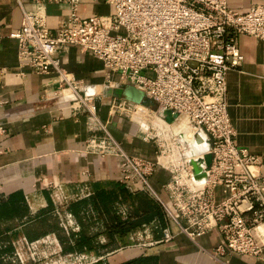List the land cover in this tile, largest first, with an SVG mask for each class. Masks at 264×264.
Here are the masks:
<instances>
[{
    "label": "built area",
    "instance_id": "built-area-1",
    "mask_svg": "<svg viewBox=\"0 0 264 264\" xmlns=\"http://www.w3.org/2000/svg\"><path fill=\"white\" fill-rule=\"evenodd\" d=\"M31 1L34 8L22 9L20 27L11 34L17 39L18 64L37 73L56 75L62 109L73 116L85 112L91 125L87 148L120 159L117 182L131 194L144 192L153 197L167 219L192 240L216 229L223 240L217 252L261 256L264 173L259 156L236 142V130L227 110L226 84L228 71L243 60L235 36L244 33L264 40V2L240 12L231 8L227 0H105L113 6L111 13L87 15L81 13V3L95 0ZM50 2L62 3L68 9L55 26L47 22L45 5ZM70 45H78L102 60L107 79L113 73L119 74L113 85L131 84L147 96L148 103L111 97L110 118H131L140 109L148 115L154 111L161 116L150 105L155 101L160 108L176 113L175 118L186 117L194 131L203 132L206 152L211 155L209 165H203L206 178L197 179L189 162L195 156L188 151L194 136L181 137L170 126L173 121L163 116L168 125L161 134L155 133L151 122L146 131L134 119L143 139L154 145L155 159L128 154L96 115L93 98L97 90L84 85L61 65L60 55ZM145 70L154 75L145 74ZM5 74L6 68L0 66V78ZM97 130L105 134L98 135ZM158 167L168 173L161 187L170 205L152 183ZM48 186L52 187V183ZM121 212L122 218H127L125 211ZM55 213L61 216L57 208ZM70 217L71 213L65 219L60 217L66 230L73 223ZM157 228L160 229L157 219L143 223L133 231V236L142 241L133 245L152 246L171 240L169 227L161 228L160 240H147Z\"/></svg>",
    "mask_w": 264,
    "mask_h": 264
},
{
    "label": "crops",
    "instance_id": "crops-1",
    "mask_svg": "<svg viewBox=\"0 0 264 264\" xmlns=\"http://www.w3.org/2000/svg\"><path fill=\"white\" fill-rule=\"evenodd\" d=\"M227 2L231 8L245 12L264 0ZM34 6L31 0H0V66L6 68L5 76L0 78V257L7 253L2 252V248L9 241L15 244L51 235L64 239L58 219L64 218L66 210L60 211L61 216L57 218L54 208L58 205L53 192L62 195L64 198L60 201L65 204L71 192L77 190L81 199L71 204L76 208V215L80 205L91 204L102 212L100 234L106 239V248L99 253L108 255V264H120L140 256H146L151 264H264V245L259 257L219 253L216 248L223 240L216 229L192 240L165 214L162 219L158 218L160 229H154L149 237L160 240L161 228L169 227L173 233L170 241L152 246L133 245L129 243L133 231L110 238L108 227L115 215L113 202L126 192L117 182L120 159L87 148L91 125L85 112L73 116L62 109L54 73H37L27 66H19L17 39L11 34L20 27L22 9L32 10ZM45 11L48 25L55 26L68 9L62 3L50 2L45 5ZM80 11L87 15L107 14L113 11V6L105 0L83 1ZM235 39L243 60L227 73L228 115L236 130L237 144L259 156L264 173V40L244 33L237 34ZM60 63L84 85L97 90L93 98L96 115L121 147L128 154L154 160L155 147L139 134L137 118H134L137 122L126 116L110 118L111 97L103 94L102 87L110 80L113 85L112 82L118 80L116 73L107 79L102 60L78 45H70L68 51L60 55ZM188 125L184 116L171 123L183 138L192 137L193 130L188 131ZM96 133L104 135L105 131ZM194 134L198 147L194 149L192 144L188 151L197 155L204 152L207 143L203 132L196 130ZM156 170L167 179L164 169ZM152 183L162 188L155 176ZM87 192H91L90 197L84 196ZM163 193L164 196H160L170 205L164 190ZM76 223L82 224L80 219ZM74 233L76 238L95 237L83 227ZM111 239L117 240L112 247ZM9 252H19V248L15 246Z\"/></svg>",
    "mask_w": 264,
    "mask_h": 264
},
{
    "label": "rangeland",
    "instance_id": "rangeland-1",
    "mask_svg": "<svg viewBox=\"0 0 264 264\" xmlns=\"http://www.w3.org/2000/svg\"><path fill=\"white\" fill-rule=\"evenodd\" d=\"M144 73L149 76L154 75L151 70H145ZM115 75L117 78L119 77V74H115ZM146 116H147L146 117L147 124L148 122H151V124L154 125L156 129L155 132L156 134L160 133L162 128L164 129L168 125L162 123L163 122L162 117H160L158 114H155L153 117L149 116L148 114ZM130 117L132 118L130 119L134 121V116H130ZM147 124L145 128L143 127V129L149 131L150 128L149 129L147 128ZM191 129L193 130L192 127ZM139 134L141 136L142 135L144 136V134L140 132V129H139ZM154 176L160 184L166 181V179L160 173H158L157 170L155 171ZM154 187L157 189V191L161 196L162 195L164 196L162 188L159 189L157 185H154ZM53 193H54L55 202L58 205L54 208V212L55 209L57 208L59 209V211L66 210V212H64L63 215H68L69 213L72 214V217H70V219L73 221V223L71 224V226L68 225L67 230L61 225L60 219H58L59 222L58 224L59 226H61L63 231L62 234L63 236H65L64 239L54 237V235H51L49 237L46 236L45 238L35 242L34 244L24 241L20 243L12 244L9 241V243L8 242L5 243V246L11 244L13 248L15 246L18 247L19 254L13 255V253L10 254V252H7L3 254V258L0 257L2 262L4 263L6 262L7 264H16L17 262L18 264H108V260H107L108 255L99 253L101 251H104L106 248L104 247L106 246L105 245L106 239L101 238V234H100L101 232L100 222L103 217V215L102 216L100 215L102 214V212L97 210L95 207L91 206V204L85 207L80 205L79 213L78 215H76L74 212L76 208L74 206H71V204L73 202H78L81 199L80 192H78L77 190H73L71 192V197L68 199V203L65 204L64 202L62 203V201H60V199L55 194V192ZM110 195H111L110 196V200H111L113 198L112 197L113 195L112 193ZM145 201L150 203H155V202L158 203L153 197H151L147 193L141 192V193L131 194L126 191L124 194H121L115 198L112 209L116 215H119L122 218L124 215L122 214L121 210L125 211L124 213L125 216H128L129 214H134L135 210H142V206L145 204ZM59 202L61 205L59 204ZM56 216L57 218H59L57 214ZM79 219L81 220L82 224L78 226L76 222ZM81 227L85 228L86 232L89 231L90 234H93L95 236L93 237V239H91L89 243L92 248H84L82 251L77 250L75 248L76 237L74 233L80 230ZM151 239L152 238H149L147 240H151ZM116 241L117 240L110 242V247H112V245H114ZM138 241H142V240H138L136 236H133V239L130 240L129 243L133 244V243H137ZM102 244L104 245L102 246Z\"/></svg>",
    "mask_w": 264,
    "mask_h": 264
},
{
    "label": "trees",
    "instance_id": "trees-1",
    "mask_svg": "<svg viewBox=\"0 0 264 264\" xmlns=\"http://www.w3.org/2000/svg\"><path fill=\"white\" fill-rule=\"evenodd\" d=\"M164 214V209L160 204L156 202L150 203L145 201V204L142 206V210H135L134 214H129L125 219H121L115 214L114 217L110 220L108 233L110 234V238H112L111 236H113L114 234L125 235L126 233L134 231L137 228L141 227L143 223H149L153 219H162ZM91 239L92 238L90 236L86 235H82L76 238L75 248L80 251H82L84 248H91V245L89 244ZM111 241H113V239H111ZM12 249L13 247L10 244L8 246H5V248H2V252H9ZM149 260L150 259H148L146 256H140L126 262H122L120 264H151ZM0 264L7 263L0 262Z\"/></svg>",
    "mask_w": 264,
    "mask_h": 264
},
{
    "label": "water",
    "instance_id": "water-1",
    "mask_svg": "<svg viewBox=\"0 0 264 264\" xmlns=\"http://www.w3.org/2000/svg\"><path fill=\"white\" fill-rule=\"evenodd\" d=\"M103 94L110 97H124L137 103H148V98L145 93L131 84L105 86L103 88ZM150 105L154 110H158L159 114L163 116L168 122H172L176 117V113H172V111L167 107L160 108L158 103L155 101H152ZM210 158L211 155L204 151L202 156L190 159L189 162L192 165L193 173L197 179L206 178V172L203 168V165L205 164L208 166L210 163Z\"/></svg>",
    "mask_w": 264,
    "mask_h": 264
},
{
    "label": "bare ground",
    "instance_id": "bare-ground-1",
    "mask_svg": "<svg viewBox=\"0 0 264 264\" xmlns=\"http://www.w3.org/2000/svg\"><path fill=\"white\" fill-rule=\"evenodd\" d=\"M105 86H115V85H104L103 87H102V91H103V88L105 87ZM137 114L136 115H133L134 116V118H137L138 120H139V122H140V124L145 128V126H146V124H147V119H146V112L147 111H143V110H136L135 111ZM155 114H157V113H155L154 111L149 115V116H151V117H153ZM161 117V116H160ZM176 119V118H175ZM162 123L163 124H167V123H165V120H164V118L162 117ZM174 121V120H173ZM185 123L187 124L188 122H187V119H186V117H185ZM171 124V123H170ZM190 125H188V127H187V129H188V131H190L191 130V127H189ZM163 129V128H162ZM193 133H194V130H193ZM193 133H192V136H196V134H194L193 135ZM160 134H161V131H160ZM196 140V139H195ZM198 143L199 142H196V141H194V149L195 148H197L198 147ZM207 150V146H206V149L204 150V151H206ZM201 154H203V152L202 153H200V154H197V155H195L194 156V158H197L198 156H201Z\"/></svg>",
    "mask_w": 264,
    "mask_h": 264
}]
</instances>
